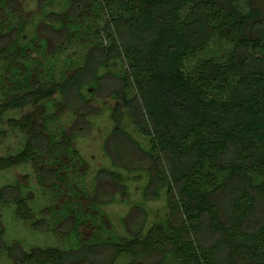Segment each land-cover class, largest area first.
I'll list each match as a JSON object with an SVG mask.
<instances>
[{
  "label": "trees",
  "instance_id": "obj_1",
  "mask_svg": "<svg viewBox=\"0 0 264 264\" xmlns=\"http://www.w3.org/2000/svg\"><path fill=\"white\" fill-rule=\"evenodd\" d=\"M37 2L39 21L0 0V132L24 137L0 173L30 163L48 197L35 217L25 184H3L0 211L62 244L25 249L0 225V252L16 264H264V0ZM97 88L117 98L114 163L145 171L143 198L166 195L165 217L147 222L139 206L126 235L82 184L75 130L48 105L60 96L83 120ZM26 106L41 109L9 116ZM95 175L124 186L116 169Z\"/></svg>",
  "mask_w": 264,
  "mask_h": 264
},
{
  "label": "rangeland",
  "instance_id": "obj_2",
  "mask_svg": "<svg viewBox=\"0 0 264 264\" xmlns=\"http://www.w3.org/2000/svg\"><path fill=\"white\" fill-rule=\"evenodd\" d=\"M16 6L22 15L33 14L38 21L43 18V12L38 7L37 0H16ZM213 48L215 50V47ZM118 66L112 65L109 69L117 71ZM112 91V88L106 92L102 88H97L93 92L86 91L89 98L87 107L86 105L80 107L81 111L86 112L85 115H87L83 120L78 119L69 106L60 101V96H56V100L51 101L48 105L53 103L49 110L52 109L57 113V118L64 123L66 130H75L73 146L79 152L85 169V173L82 175V184L89 190L94 188L97 192L102 191L100 196L103 202L100 206L104 211L108 226L114 232L126 235L131 228V219L137 214L136 211L139 206L146 213L147 222L163 219L168 210L164 189L157 197L143 198L142 187L147 180L144 170H129L114 163V153L110 144L114 126L111 110L117 98L114 97ZM37 110L38 108L26 106L10 112L9 116L18 118L31 112L37 116ZM122 124L143 147L147 146V137L136 130L126 114ZM2 128L3 131L0 132V157L15 153L23 146L24 142L22 132L13 130L7 123ZM101 167L118 170L123 177L124 186H121L120 182L108 178H97L95 174ZM15 181L25 184V191H28L31 196L30 202L36 209L34 216L38 217L39 208L46 203L48 195L38 184L34 167L30 163L20 164L0 173V186ZM0 225L5 230L4 239L7 243H19L25 249L32 246L47 247L62 244L57 235L50 232L49 229L35 230L30 223L18 220L10 207L0 211ZM88 231L89 229L86 228L85 232ZM16 260L14 255L0 252V264H16Z\"/></svg>",
  "mask_w": 264,
  "mask_h": 264
}]
</instances>
